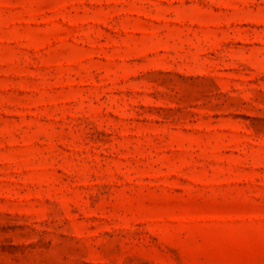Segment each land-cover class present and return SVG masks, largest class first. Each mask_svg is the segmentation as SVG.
Returning <instances> with one entry per match:
<instances>
[{
    "label": "rangeland",
    "instance_id": "rangeland-1",
    "mask_svg": "<svg viewBox=\"0 0 264 264\" xmlns=\"http://www.w3.org/2000/svg\"><path fill=\"white\" fill-rule=\"evenodd\" d=\"M0 264H264V0H0Z\"/></svg>",
    "mask_w": 264,
    "mask_h": 264
}]
</instances>
